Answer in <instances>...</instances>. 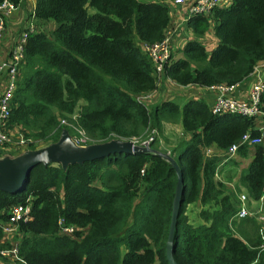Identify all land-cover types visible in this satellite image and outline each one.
I'll return each mask as SVG.
<instances>
[{
    "label": "trees",
    "instance_id": "16d2710c",
    "mask_svg": "<svg viewBox=\"0 0 264 264\" xmlns=\"http://www.w3.org/2000/svg\"><path fill=\"white\" fill-rule=\"evenodd\" d=\"M31 16L35 31L22 45L5 121L25 150L55 144L62 130L71 136L67 124L82 131L87 145L141 140L153 132L148 146L158 150L163 124L178 123L181 138L166 149L182 177L173 259L177 264H264V249L257 247L264 228L249 215L233 216L237 191L253 200L262 194L264 201L259 135L264 89L260 113L252 117L213 114L202 99H187L181 107L172 100L151 105L140 99L162 78L179 86L227 87L249 77L264 61V0H229L207 15L189 16L191 37L176 54L170 51L160 72L139 44L164 37L170 15L163 3L35 0ZM46 21L54 24L49 32L41 27ZM209 31L216 41L208 51L203 37ZM245 133L261 141L237 145L235 153L251 158L230 186V175L220 177L218 165ZM175 180L170 162L151 151L114 152L64 167L38 163L22 188L0 189V248L11 243L2 241L7 210L18 203L29 207L18 223L16 259L3 264H167ZM194 202L190 218L186 208ZM59 219L73 226L71 233L59 231Z\"/></svg>",
    "mask_w": 264,
    "mask_h": 264
},
{
    "label": "built area",
    "instance_id": "2783aa9c",
    "mask_svg": "<svg viewBox=\"0 0 264 264\" xmlns=\"http://www.w3.org/2000/svg\"><path fill=\"white\" fill-rule=\"evenodd\" d=\"M229 0H169L166 2V6L168 8H172L175 6H183L185 11L187 12V18L191 15L199 14V15H207L211 12V10L217 6L226 5ZM16 8L15 5L10 0H2L0 2V35L4 29V18L7 16L12 10ZM171 13V11H170ZM169 13V15H170ZM32 16L30 15L24 21L23 29L17 36V41L10 51L8 57L5 60H0V80H4V85L0 90V147L3 145L10 143V135L9 131L5 128V121L7 120L9 114V101L11 99L13 89L15 87L16 75H17V66L21 60L22 53V45L28 34L33 33L35 31V26L32 20ZM186 22V21H185ZM176 32V29L173 27L171 30L166 31L164 37L159 41L146 43L142 42L139 44L140 49L143 50L149 56L151 62L155 67L156 72H160L162 69L163 63L168 59L170 51H171V39L172 34ZM254 77L252 79L250 85V91L248 97L244 100L229 98L219 94L210 111L213 114L219 113H233L245 117L256 116L260 113L259 111V97L264 89V81L259 77V75L254 71ZM210 87H222L223 89H231L233 86H210ZM141 98V97H140ZM74 115L71 116L73 118ZM60 124H67L65 120L61 119ZM73 131V134L69 136L71 142L79 147L86 146L88 143V139L83 135L82 131L77 127L71 124H67ZM260 134L264 133V126L259 128ZM152 133L144 139L141 140H131L130 142L133 145L137 146H148L151 142L153 136ZM17 134V132H16ZM261 136L251 137L247 133L241 136V139L235 143L231 144L226 149V156L231 157L235 154L237 145L239 143H247L249 145H256L260 143ZM18 144L25 145L22 141L21 137L17 135ZM208 153V149L205 151ZM236 210L233 214L234 218L239 219L246 216H251L255 220L262 219L259 215L256 219L255 210H251L248 207V202H251L253 199H249L246 193L242 190L236 192ZM259 203L263 202V195L261 194L257 199ZM28 204L18 203L10 206L7 212V218L5 221L1 223L2 231L5 234L11 235L17 233L18 223L24 221L27 213H28ZM260 209V208H259ZM257 212V209H256ZM258 221V220H257ZM59 231L63 233H71L73 226L64 224L61 219L58 220ZM264 241V239H263ZM260 242L258 244L259 249H264V242ZM16 242H11L8 247L0 248V256L2 257H11L13 260L16 259Z\"/></svg>",
    "mask_w": 264,
    "mask_h": 264
},
{
    "label": "crops",
    "instance_id": "0c3cea01",
    "mask_svg": "<svg viewBox=\"0 0 264 264\" xmlns=\"http://www.w3.org/2000/svg\"><path fill=\"white\" fill-rule=\"evenodd\" d=\"M154 1H158V2L163 3L165 5L166 2L169 0H154ZM34 2H35V0H21L20 4L18 6H16V8L14 10H12L7 16H5V18H4V29L0 35V60H5L8 57L12 48L14 47V45L17 41V36L20 33V31L23 29L24 21L27 18H29V15L32 14V11L34 8ZM170 11H171V13H170ZM169 13H170V25L168 27V30L170 28H173V27L176 29V32L172 34V39H171V51H173V50L175 51L176 48H178V47L181 48L185 39L190 38L191 35H190V31L186 27V22H185L186 20L185 19L187 17V12L185 11V8L183 6H175L172 8L170 7ZM48 26L50 27V29L54 26L52 21H46L45 23H42V25H41V27H47V28H48ZM207 34L212 36L211 32L209 31L208 33H206L204 35L203 42L205 44V49L209 51L214 46L216 40L212 36L211 40H210V46H208V44L205 42V40L208 37ZM254 71L264 81V61L259 63L255 67ZM254 71L249 77H247L241 83L233 86L231 89H226V90L223 89L222 87H200V86H196V85L179 86V85L175 84L174 82L170 81L169 79L162 78L161 80H159L157 82L156 89L153 90L152 92L146 94L143 97L144 98L149 97L150 99L152 98V101L145 102L146 104H151V105L153 103H156L159 101L172 100L166 96L168 95V92H169L167 90L173 89V90H176L175 92H177L178 94H183L182 97H184V102L187 99H202L207 104V106L210 110L215 99H216V97L219 94H222L223 96H226L229 98H236V99H241V100H244L246 97H248V94L250 91V85H251L252 79L254 77V75H253ZM3 85H4V80H0V90L2 89ZM172 101L175 102L179 107L182 106V104H181L182 102L177 103L175 100H172ZM263 115H264V113L262 112V116ZM168 124H171V123H166L164 125V127ZM175 125H177L179 130H180V126L178 125V123ZM12 130H14L13 136L15 137L17 131L15 128H13ZM12 130H10V131H12ZM9 135H11V134L9 133ZM38 145H40V143ZM23 148H24V146L21 144H18V142H13V143L10 142V143L3 145L2 147H0V161H4V160L9 161V159L15 158L16 156H18L21 152H23L25 150ZM234 155L231 157L233 158ZM224 160H226V159H224ZM236 160H238V159H236ZM228 167H229V165H228ZM220 169L222 170V168H220ZM223 175H224V173H223ZM236 178L233 181H235ZM229 185L233 186V182L229 183ZM257 202H258V200H257ZM259 204H261V203H259ZM252 205H253V203L248 202V207L251 208V210H254ZM261 207H262V204H261ZM7 212H8V210H7ZM2 241H6L8 243L16 242V233L8 235V234H5L3 232ZM2 258H5L6 260L11 261L13 263L15 261L11 257H2Z\"/></svg>",
    "mask_w": 264,
    "mask_h": 264
},
{
    "label": "water",
    "instance_id": "95a60500",
    "mask_svg": "<svg viewBox=\"0 0 264 264\" xmlns=\"http://www.w3.org/2000/svg\"><path fill=\"white\" fill-rule=\"evenodd\" d=\"M133 151L154 152L167 159L175 171L176 180L171 199L164 253L167 264H177L172 256V239L178 215V207L181 201L182 177L175 160L167 152L152 149L149 146L133 145L130 141L118 139L79 147L74 145L66 131L62 130L59 140L55 144L39 149L24 150L15 158L9 159V161H0V189L7 192H13L22 188L27 180L29 171L38 163L45 164L47 162H59L61 166L64 167L66 163L91 160L93 158L103 157L114 152Z\"/></svg>",
    "mask_w": 264,
    "mask_h": 264
},
{
    "label": "rangeland",
    "instance_id": "374dc122",
    "mask_svg": "<svg viewBox=\"0 0 264 264\" xmlns=\"http://www.w3.org/2000/svg\"><path fill=\"white\" fill-rule=\"evenodd\" d=\"M139 1H149V0H139ZM150 1H152V0H150ZM92 11H93L92 9L89 10V12H92ZM49 30H50L49 26H48V28L47 27H43V31L49 32ZM169 30H171V28ZM211 37L212 36L208 35L207 39L206 40L204 39L205 42L208 44V46H210ZM179 48L180 47L176 48V50L179 49ZM172 53L176 54V51L172 52ZM105 79H106V82L109 83V84H113V85L117 84L116 82L110 80L108 77H105ZM167 91H169V92H168V95L166 97H169L170 99L175 100L177 103L178 102H180V103L182 102L181 104H183V102H184V97H182L183 94H178L177 92H175L176 90H173V89H169ZM140 99L144 103L148 102V101H152V98L150 99L149 97H145V98L142 97ZM259 120H260V123H262V125H263L264 124V116L263 117L260 116ZM165 124L166 123L163 124L162 137H159L158 140H157L158 141V150L163 151V152H166V149H169V146L171 145V143L174 140V138H177V137L181 138V136H180L181 132H180V130H179L177 125L168 124V125H166L164 127ZM13 131L14 130L10 131V134H11L10 135V142L11 143L16 142V140H17V135H15V137H14L13 136L14 135ZM262 143H264V133L262 135ZM23 146H24L23 149H26V145L23 144ZM43 147H44V145H38L37 146L38 149L39 148H43ZM250 158H251L250 154H247L246 156H240L238 153H235L234 159L235 160L238 159V161H237L238 163L236 165L232 163V158H230V157L226 158V160L222 159L221 160V165H218V167L222 168V170L219 169L220 177H222L223 173H224L225 176H229L230 175L231 178L228 179L229 180L228 182L229 183L233 182V180L237 177V172L239 170V167L244 166L250 160ZM228 165H229V167H228ZM225 179H227V178H225ZM251 203H253L252 207L255 210L256 219L258 218L259 215L262 217V219H257L258 221L256 220L257 223H258V228L262 229V228H264V202L262 203V207H261V204H259L257 202V200H251ZM196 208H197V204L195 202L194 203H190V204L187 205L186 213H187V215L190 218H194L195 217ZM256 209H257V212H256ZM0 263L3 264V263H13V262L8 261L5 258H2L0 256Z\"/></svg>",
    "mask_w": 264,
    "mask_h": 264
}]
</instances>
